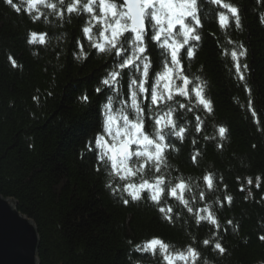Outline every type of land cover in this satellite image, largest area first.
Masks as SVG:
<instances>
[{
    "label": "trees",
    "instance_id": "1",
    "mask_svg": "<svg viewBox=\"0 0 264 264\" xmlns=\"http://www.w3.org/2000/svg\"><path fill=\"white\" fill-rule=\"evenodd\" d=\"M225 2L239 8L241 27L236 28L227 10L208 4L203 27L198 29L201 40L181 49L186 74L206 82L213 113L196 107L194 97L191 102L176 97L193 111L178 109L187 132L183 142L172 138L178 151L167 153L168 173L192 183L193 191L186 198L194 208L208 205L214 210L217 230L207 221L197 225L194 215L175 198H163L174 209L169 222L147 193L126 206L105 187L110 177L102 166L96 170L97 151L90 150L89 144L95 149V137L102 132L101 105L106 93L96 88L109 66H114L112 59L91 47L81 31L84 16L73 14L69 20L66 14L63 21L52 17L50 23L33 22L27 0H13L19 11L0 0V194L16 202L18 211L36 225L40 264H161L158 252L153 256L135 251L136 245L153 237L173 248L191 244L201 253L198 264L204 258L210 264H264V241L259 239L264 235V0ZM216 11L228 16L226 27H220ZM29 30L47 33V43L29 45ZM77 41L88 53L85 59L74 56L79 52ZM241 44L246 55L239 62L247 65L246 71L241 69L243 82L231 59V51L238 52ZM187 47H193L191 59ZM148 49L155 65L160 57L150 38ZM156 70H151L150 81ZM129 75L126 69L122 85L109 93L117 107L125 100ZM140 102L151 107L147 93ZM153 112L156 109L148 115ZM197 116L200 132L196 131ZM221 125L228 129L223 140L217 131ZM196 152L200 155L194 164L191 157ZM206 173L213 176L211 191L202 180ZM146 175L153 177L154 170ZM257 176L261 177L258 188ZM126 182L117 177L113 186ZM200 192L205 194L203 201ZM228 195L233 197L231 204L223 201ZM204 239L213 244L219 240L225 254L203 246Z\"/></svg>",
    "mask_w": 264,
    "mask_h": 264
},
{
    "label": "snow or ice",
    "instance_id": "2",
    "mask_svg": "<svg viewBox=\"0 0 264 264\" xmlns=\"http://www.w3.org/2000/svg\"><path fill=\"white\" fill-rule=\"evenodd\" d=\"M4 2L19 11L13 0ZM27 4V14L33 22L43 19L45 23H50L52 17L57 21H63L66 14L69 20L73 14L77 17L84 16L81 31L91 40V47L100 54L109 56L113 61L114 66H109L96 88L98 93H106V102H102L101 105L102 132L95 137V149H92L91 143L89 144L90 150L97 151L96 170L100 171L102 166L106 175L110 177L105 187L113 194H118L126 206L130 202H138L145 198L143 194L147 193V199L169 222L174 219V209L167 206L163 198L165 196L175 198L188 213L194 215L197 225L207 221L218 230L220 225L214 210L208 205L194 208L186 198L185 194L193 191L192 183L182 177L173 178L168 173L167 153L178 151L172 138H178L183 142L187 132L183 126L185 118L178 109L193 111L186 104L180 103L176 97H183L189 102L194 97L196 107H202L208 114L213 113L212 102L206 96V82L199 77L190 78L186 74L181 62V49L188 46L191 41L201 40L198 29L203 27L202 17L206 5L212 4L227 10L234 18L237 29L241 27L239 8L225 0H27ZM41 5L43 10H38ZM215 15L220 27H226L228 16L223 11H216ZM261 23H264V17L261 18ZM94 29L97 32L95 35ZM149 38L157 45V55L160 57L155 65L148 54ZM26 41L29 45H45L47 33L38 34L29 30ZM77 47L79 52L74 53V56L77 59H85L88 53L84 46L77 41ZM186 54L188 59L193 58L195 54L193 47H187ZM245 55L246 49L242 44L239 45L238 52L235 49L231 51L236 76L242 82L245 77L241 69L243 67L246 71L247 65L241 66L239 58ZM9 60L13 67L18 66L11 55ZM153 67L157 70L150 81ZM126 69L130 70L127 93L121 106L117 107L109 93L116 92L118 86L122 85ZM244 86L250 93L247 85ZM146 93L151 107L140 102ZM81 99L86 101L87 96ZM152 109H156V112L148 115ZM196 121V131L200 132L199 116L196 117ZM217 131L221 140L226 138L228 129L225 126H218ZM217 147L222 145L217 144ZM199 155L200 153L196 152L191 157L194 164L197 163ZM150 170H154L155 173L151 178L146 175ZM117 177L120 181L127 182L122 187L119 184L114 187L113 180ZM131 178H138L139 182H133ZM202 180L209 191L214 189L211 173L204 174ZM252 182L251 178L247 179L248 184ZM260 183L261 177L257 176V188L260 187ZM251 195L249 192V196ZM199 200H205L204 192H200ZM232 200L233 197L230 195L223 197V201L228 204H231ZM227 223L232 224V221L229 220ZM212 235L215 237L216 232ZM259 239L264 241V235ZM202 245L211 246L212 250L220 255L226 252L219 240L213 244L210 239H204ZM135 251L151 253L153 256L158 252L161 264H198L201 261V253L191 244L183 249L173 248L158 237L146 240L142 246L136 245ZM135 264H139V261ZM203 264L210 262L204 258Z\"/></svg>",
    "mask_w": 264,
    "mask_h": 264
},
{
    "label": "water",
    "instance_id": "3",
    "mask_svg": "<svg viewBox=\"0 0 264 264\" xmlns=\"http://www.w3.org/2000/svg\"><path fill=\"white\" fill-rule=\"evenodd\" d=\"M37 227L0 194V264H40Z\"/></svg>",
    "mask_w": 264,
    "mask_h": 264
},
{
    "label": "bare ground",
    "instance_id": "4",
    "mask_svg": "<svg viewBox=\"0 0 264 264\" xmlns=\"http://www.w3.org/2000/svg\"><path fill=\"white\" fill-rule=\"evenodd\" d=\"M36 254H37V252H36ZM36 257H37V255H36ZM39 260V259H38Z\"/></svg>",
    "mask_w": 264,
    "mask_h": 264
},
{
    "label": "rangeland",
    "instance_id": "5",
    "mask_svg": "<svg viewBox=\"0 0 264 264\" xmlns=\"http://www.w3.org/2000/svg\"><path fill=\"white\" fill-rule=\"evenodd\" d=\"M133 147H135V146H133Z\"/></svg>",
    "mask_w": 264,
    "mask_h": 264
}]
</instances>
